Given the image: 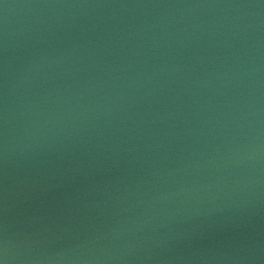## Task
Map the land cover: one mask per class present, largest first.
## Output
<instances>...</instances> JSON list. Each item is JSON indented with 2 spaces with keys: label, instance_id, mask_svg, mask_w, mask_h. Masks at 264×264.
I'll use <instances>...</instances> for the list:
<instances>
[{
  "label": "water",
  "instance_id": "water-1",
  "mask_svg": "<svg viewBox=\"0 0 264 264\" xmlns=\"http://www.w3.org/2000/svg\"><path fill=\"white\" fill-rule=\"evenodd\" d=\"M0 264H264V0H0Z\"/></svg>",
  "mask_w": 264,
  "mask_h": 264
}]
</instances>
